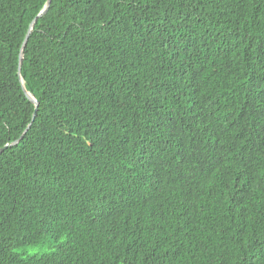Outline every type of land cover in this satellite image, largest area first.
Instances as JSON below:
<instances>
[{"label": "trees", "instance_id": "16d2710c", "mask_svg": "<svg viewBox=\"0 0 264 264\" xmlns=\"http://www.w3.org/2000/svg\"><path fill=\"white\" fill-rule=\"evenodd\" d=\"M46 2L0 0V264H264V0H51L19 65Z\"/></svg>", "mask_w": 264, "mask_h": 264}, {"label": "water", "instance_id": "95a60500", "mask_svg": "<svg viewBox=\"0 0 264 264\" xmlns=\"http://www.w3.org/2000/svg\"><path fill=\"white\" fill-rule=\"evenodd\" d=\"M50 4H51V0H47L45 6H44V8H43V10L37 15V17H36V18L33 20V22L31 23L30 28H29V31H28V34H27V36H26V38H25V40H24V42H23L22 48H21V54H20L19 65H21L22 62H23V58H24V50H25V47H26V45H27V42H28L29 36H30V34L33 32V29H34V26H35L36 22L38 21L39 18H41L44 14H46V12H47L48 9H49ZM20 80H21V82H22V84H23V79L20 78ZM23 92H24L25 96L28 98V100L31 101V102L35 105V107H36L35 112H34V117H35V114H36V111H37V107H38V102H37V100L35 99V97L32 96V95H31V94L25 89L24 86H23ZM28 129H29V127H28ZM28 129H27V130H28ZM27 130H26V131H27ZM26 131H25V133H26ZM25 133H24V134H25ZM24 134H23V135H24ZM22 137H23V136H21V138H22ZM21 138H20V139H21ZM20 139H19V140H20ZM19 140H17V141L14 142L13 144H11V146L17 144V143L19 142ZM7 147H8V145H6L4 148H1V149H0V154H1V153L3 152V150H4L5 148H7Z\"/></svg>", "mask_w": 264, "mask_h": 264}, {"label": "rangeland", "instance_id": "374dc122", "mask_svg": "<svg viewBox=\"0 0 264 264\" xmlns=\"http://www.w3.org/2000/svg\"><path fill=\"white\" fill-rule=\"evenodd\" d=\"M43 249H33V248H29L27 249V253L29 254H41L43 253Z\"/></svg>", "mask_w": 264, "mask_h": 264}]
</instances>
